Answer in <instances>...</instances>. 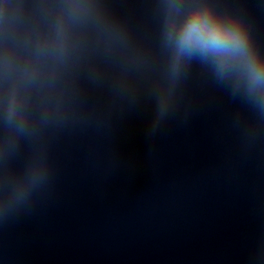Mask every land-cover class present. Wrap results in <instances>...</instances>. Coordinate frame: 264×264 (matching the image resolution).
<instances>
[{"label":"water","instance_id":"1","mask_svg":"<svg viewBox=\"0 0 264 264\" xmlns=\"http://www.w3.org/2000/svg\"><path fill=\"white\" fill-rule=\"evenodd\" d=\"M197 6L264 66V0H0V264H264V79L177 66Z\"/></svg>","mask_w":264,"mask_h":264},{"label":"clouds","instance_id":"2","mask_svg":"<svg viewBox=\"0 0 264 264\" xmlns=\"http://www.w3.org/2000/svg\"><path fill=\"white\" fill-rule=\"evenodd\" d=\"M177 66L181 57H212L223 71L232 60L242 59L254 81L264 79V66L253 51L248 33L235 18L220 16L209 7L197 6L187 15L176 38Z\"/></svg>","mask_w":264,"mask_h":264}]
</instances>
